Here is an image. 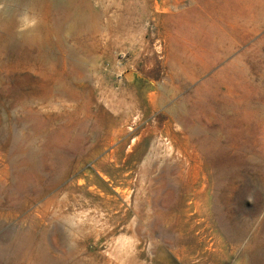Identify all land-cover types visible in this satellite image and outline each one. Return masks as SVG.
Instances as JSON below:
<instances>
[{"label": "rangeland", "instance_id": "obj_1", "mask_svg": "<svg viewBox=\"0 0 264 264\" xmlns=\"http://www.w3.org/2000/svg\"><path fill=\"white\" fill-rule=\"evenodd\" d=\"M78 4L72 15L86 6L92 17L67 21L60 36L49 35L41 44L49 61L0 62V189L26 191L15 206H0V249L14 234L24 242L0 264H105L111 251L134 241L129 226L154 222L162 225L156 243L137 245L143 264H251L264 250V0ZM64 85L72 87L70 96L38 105L30 123L29 110L9 108L17 90L38 89L36 97L48 101L51 88ZM141 100L127 119L114 118ZM47 115L64 116L42 135L52 132L55 146L73 126L85 127L87 140L86 157L50 191H44L50 158H43L48 171L40 180L28 158L36 146L30 129L41 136L40 117ZM201 121L204 156L188 135ZM167 127L183 131L175 151L164 137ZM116 159L123 166L118 178L103 170ZM101 173L124 182L128 202ZM71 183L108 193L120 214L106 224L101 209L81 203L56 223L44 219V203ZM55 226L58 236L51 234ZM32 238L40 245L35 250Z\"/></svg>", "mask_w": 264, "mask_h": 264}, {"label": "bare ground", "instance_id": "obj_2", "mask_svg": "<svg viewBox=\"0 0 264 264\" xmlns=\"http://www.w3.org/2000/svg\"><path fill=\"white\" fill-rule=\"evenodd\" d=\"M0 3L2 5V7H0V62L12 60L15 63L23 62L26 63V65H29L30 62L37 61V64L35 65H43L44 62H47V60L49 61V57L41 49V44L47 43L49 41V35L53 34L55 36H60L59 29L65 22L77 19L87 20L93 15L92 8L86 6L84 7V13L81 14V12H83L81 11L78 15H72V12L74 10L77 11L79 7L82 8V5L78 4V0H0ZM20 17H23V19ZM30 20H35L34 24L31 25L30 22L33 21ZM38 68L42 69V67ZM81 70L83 69L81 68ZM36 90L30 88L28 90H17L12 94L9 103L10 109L20 108L23 110H29L30 114L27 116V120L29 121V123L35 115H38V105L40 106L41 104L43 106L44 104H46L47 107H49L52 104V102H49V100L67 98L72 92V87L64 85L57 88L55 87L53 89L51 88V92H49L50 94H48V101H46L45 95L37 98ZM35 100H37V103H35ZM163 101V98L159 100V102L161 103ZM141 103L142 100L140 102H136L135 105H132V107H129L126 111L122 112V114L120 113L114 118L121 120L127 119L130 113L134 111ZM35 104H37V106H34ZM67 106L69 109V105ZM40 118L44 119L46 130L41 134V136H38L37 127H31L30 129L31 132L29 134V138L34 139L32 142V146L36 145L34 147L38 148L35 149L33 147L28 155V158H30L31 160L30 162H32L29 170L30 174L34 176V178L40 180L44 176L43 174H46V172L48 171L47 166L43 163L44 156H48V158H50L51 160V164L49 167V171L51 172V174L48 180V184L45 185L44 191H50L53 189V187L61 183L67 176L70 175V173L73 171V163L75 161L78 160L77 163H79L83 158L86 157L87 152L85 146L87 140L84 137L85 127H80V129L76 130V128L73 126L71 129L64 132L62 143L60 142L59 145L55 146L53 144L54 134L52 132L48 133L46 136L42 135L44 133H47V130L50 131L51 128H54L58 124V121L61 122L64 116L47 115L45 116V118ZM177 118L179 117H176V115L174 114L173 121H176ZM128 128L130 129V127ZM179 133H183V131H173L170 127L165 128V130L163 131L164 137L167 138L168 141H170L168 148L171 151L176 150V146L178 145L177 135H179ZM204 133H206V129L204 128L202 121L201 125L199 124L197 128L192 127L188 130L189 137L198 140L197 147L202 153L201 155L203 156L207 154L208 148L206 143L207 135H204ZM50 134H52L51 137L49 136ZM198 134H200V136ZM154 135L156 134L153 133V136ZM197 136L202 137L197 138ZM13 141L14 140L10 141L9 144ZM11 146L13 150H15L17 145ZM6 147V145H2L1 149L4 151ZM21 149L23 148H19L18 150ZM117 152L118 151H115L114 154H116ZM180 154L182 153L180 152ZM182 157L184 158L183 154ZM183 163L184 161L182 160V166L184 165ZM122 167L123 166L121 165V162L116 159L111 165L107 166V168L103 170H108L110 173L115 174L117 176L116 178H118L120 177L119 175L122 174ZM101 175L103 177V181L107 185L114 186L115 191L119 195L123 194L125 196V200H127L128 196L124 194V191L121 187L123 185L122 183H124L123 181L121 183L120 180L116 179L112 175H106L105 173H101ZM94 183L92 185H94ZM99 186L101 187L103 186V184H99ZM183 191L185 192L184 189ZM32 193L38 196L42 192L37 189L35 191H32ZM19 194H26V191L11 192L5 189H0V206H15ZM116 202L117 201L106 192L100 190L97 191L93 187L89 189L83 188V186L77 187L75 183H71L60 193L51 197L46 201V203H44V205L42 206V209L44 210L43 218L47 220H53L55 222L60 215L68 214L72 210L76 211V206H79L81 203H85L91 205L95 209H98V212L101 209V217H103V219L106 221V224H110L111 219L115 218V215L120 214L118 212L114 213V204ZM126 202H128V200ZM68 216L64 218L66 221L70 218H68ZM184 216L190 217L189 208H186L184 210ZM161 226L162 225L155 222L151 224H137L136 226H129L132 232L130 238L134 239V241H131V243H123L122 246L120 245L119 248L117 247L118 249H116L115 251H111V253H109L108 255V259L105 260V264H143V256H141V252H138L137 245L139 242L142 243L143 240L149 241L152 244L156 243V238L159 237L161 233ZM51 234L55 236L60 235L59 227L55 226ZM43 235L44 237H46L45 234ZM61 237L60 239H57L56 237V239L54 240L56 248L61 247V244H63L60 242ZM37 240L35 238H32L31 242H29L32 250H35L40 246ZM21 241L22 240H20V238L15 236L14 234L9 236L6 241H4L5 243H3L6 246L4 247L7 248V250H13L15 249V247H18L20 245ZM162 241L164 243H170L169 241ZM43 243L44 242H42V244ZM7 250L0 249V259H7V257L9 259V256L13 253V251ZM68 253V250L64 252V254ZM74 256H72L71 258H74ZM41 264L51 263L44 262ZM96 264L102 263L99 262ZM251 264H264V250L256 253L253 256Z\"/></svg>", "mask_w": 264, "mask_h": 264}]
</instances>
